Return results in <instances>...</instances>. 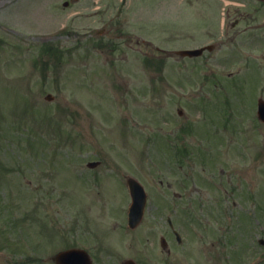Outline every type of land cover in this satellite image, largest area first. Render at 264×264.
<instances>
[{"label":"rangeland","instance_id":"1","mask_svg":"<svg viewBox=\"0 0 264 264\" xmlns=\"http://www.w3.org/2000/svg\"><path fill=\"white\" fill-rule=\"evenodd\" d=\"M253 5L0 0V264L82 243L94 264H264V30L231 23ZM127 177L149 195L133 232Z\"/></svg>","mask_w":264,"mask_h":264},{"label":"water","instance_id":"2","mask_svg":"<svg viewBox=\"0 0 264 264\" xmlns=\"http://www.w3.org/2000/svg\"><path fill=\"white\" fill-rule=\"evenodd\" d=\"M202 53V51H195V52H182L183 55H199ZM259 114L260 118L264 121V101H259ZM131 196L133 198V205L131 208V218H132V227H135L138 225L140 220L142 219L145 205H146V193L144 191V188L140 185L138 181L135 179H129L128 180ZM64 258H69L68 254L62 253L57 257L58 262L61 264V260ZM68 264H74V263H68ZM125 264H134L132 261H127Z\"/></svg>","mask_w":264,"mask_h":264}]
</instances>
